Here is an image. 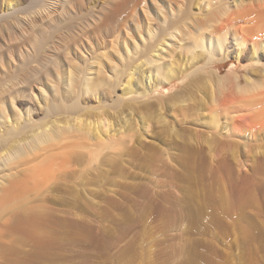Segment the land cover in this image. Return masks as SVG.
Listing matches in <instances>:
<instances>
[{
	"label": "rangeland",
	"instance_id": "obj_1",
	"mask_svg": "<svg viewBox=\"0 0 264 264\" xmlns=\"http://www.w3.org/2000/svg\"><path fill=\"white\" fill-rule=\"evenodd\" d=\"M13 1L8 7L0 0L1 147L15 139L22 143L23 138L28 146L32 141L30 134L40 131V124L47 123L49 128L52 120L68 116L64 111L46 114L43 107L52 99L57 103L68 101L69 81L77 79L85 67L91 69L92 79L101 68V76L109 82L119 64L135 56L134 77L123 74L115 88L116 94H121L125 81L133 88L140 86L142 78L151 84L155 74L152 67L159 63L166 69L168 65L177 76L165 85L170 88L169 94L181 90L188 81H195L190 84L193 99L187 101L189 104L201 98L208 102L211 86L205 75L209 71H218L223 77H230L233 72L242 83L245 77L264 79V22L256 15L261 10L258 7L261 0H141L133 9L135 17H129L128 9L92 37L80 32L81 25L94 19L87 14L84 3L73 6L65 0ZM102 1L91 3L98 8ZM223 4H229L230 14L237 11L235 16L239 15L246 27L255 25L252 28L255 32H244L248 40L244 46L233 38L232 27L223 36L222 47L216 44L222 32ZM250 10H254L256 18L248 15L252 14ZM123 19H128L125 26H118ZM201 22L209 27L204 26L208 32L203 30L204 34L213 38L210 45L206 40L207 50L195 48V42L191 41V31ZM117 29L122 31L115 41L110 33ZM172 33L174 37L170 36ZM259 39L263 41L255 45ZM147 42H154V49L148 53L152 55L151 71L143 73L147 66L145 56L137 53ZM208 50L215 56L213 64L206 63ZM43 63L48 66L46 72ZM198 76L201 79L196 81ZM81 86L80 99L87 106L82 111L93 113L90 118L94 122L93 116L102 109L106 124L99 128L109 127L107 121L111 119L112 129L108 130L117 133L124 125L121 123L124 115L126 118L129 115L113 118L115 109L102 94L108 84L100 88L103 96L98 89L88 91ZM39 88L43 89L42 94ZM136 94L125 95L121 100L136 101ZM157 95L155 91L149 99ZM262 98L238 108L235 118L231 116L234 112L227 111L228 106L217 107L218 132L209 145L205 142L209 141L210 111L206 102L197 110L184 109L182 105L167 109L171 116L185 121L179 130L192 134L202 147L195 172L186 181L178 179L176 170L159 163L157 154H150L148 150L154 149L155 143L149 129L143 133L142 147L132 148L116 164L102 157L97 163L89 164L86 156H81L77 165H66L67 168L59 163L61 166L44 170V167L34 168L33 161L27 163L30 168L27 164L10 167V161H6L5 167L0 158V195L17 189L21 199L25 198L12 205L17 208L21 204V209L12 206L0 209V264H264ZM155 125L157 130L159 126ZM140 128L144 131L142 125ZM118 136L115 134V138ZM138 136L133 135L137 143ZM91 137L95 139L92 134ZM151 140L153 144L149 143ZM159 145L156 146L161 149ZM3 155L4 151L0 156ZM170 156L163 155L172 162ZM12 180L17 183L16 188L11 185ZM156 193L166 196L162 204L149 200Z\"/></svg>",
	"mask_w": 264,
	"mask_h": 264
},
{
	"label": "bare ground",
	"instance_id": "obj_2",
	"mask_svg": "<svg viewBox=\"0 0 264 264\" xmlns=\"http://www.w3.org/2000/svg\"><path fill=\"white\" fill-rule=\"evenodd\" d=\"M91 1L92 0H65V2H68L70 5H73V6H74V4H78V5L82 6L84 3V5H86L87 14L94 17L93 21L90 20L91 23L81 25L80 32L83 36H87V37L95 36L96 34L101 32V28L109 27L111 24H113L121 16L122 13L126 12L128 9L130 10L129 17H131V16H132V18L135 17L133 9L135 8L136 4L141 3V0H139L137 2L135 0H103L102 6H101V2H100L99 7L96 8L95 5L91 3ZM2 2L6 3L7 6L9 7L13 4L14 1L13 0H2ZM261 3H262L261 5H263V6H261V5L258 6V7H261L260 8L261 10H258L256 15L258 16L259 19H261L264 22V0H261ZM228 5L223 4V6H221L222 8H221L220 14H221L222 19H221L220 27L222 28V32L220 33L219 38L217 40H215L216 44L218 45V47H222L223 36L226 35V32L232 27L233 33H234L233 38L238 43V45L244 46L245 43H247V41H248L244 35V32L252 33L254 31V29H252V28H254L255 25H253V27L252 26L246 27L244 25V23L240 22L241 21L240 16L239 15H238L239 17L237 15L235 16V13L237 11L235 12V11L231 10L232 12L230 14L231 8ZM240 6L241 5H239V7ZM101 7H102V10H101ZM48 11H51V10L49 9ZM250 11H252V10H250ZM250 11L248 13H250ZM251 13L252 14H248V15H251V16L253 15L255 17L254 10ZM232 14H234V16ZM49 15H50V13H49ZM51 15H52V13H51ZM247 18H249V17H247ZM247 18L245 20H247ZM255 18L252 17V19H255ZM250 19H251V17H250ZM127 20L128 19L120 20V22L118 23V26H125ZM230 20H235L237 23L232 25V24L228 23ZM201 23H200L201 25L196 23L198 26H195L194 32L190 30L192 32V35H193L191 37L192 38L191 41L195 42L194 43L195 48L200 47L204 50V49H206L205 47H207V46H205L206 40L209 41L208 43L210 45V44H212L211 42L213 41L212 40L213 38H211L209 36V34L208 35L204 34L203 30H206L205 32H207V28H209V27H207L208 25L207 26L205 24L203 25V22H201ZM204 26H206L207 28ZM250 28L252 29V31ZM120 29H117V31H115V32L113 31L110 33L111 36H114L115 41H118V39L120 38L119 36L121 34V31H122ZM114 30H116V29H114ZM248 30H249V32H248ZM255 30H256V28H255ZM172 34H170V36L174 37L175 34L174 33H172ZM156 37L159 38V36H156ZM262 41L263 40H261V39L257 40L255 42V45H258V43L262 42ZM158 42H160V41H158ZM54 45H56V44H54ZM153 46H154V42H149L145 48L142 47L143 50L141 48L140 52L137 53L138 56H140V57L145 56L144 61H146L147 66H146L145 70L142 71L143 73L145 71H151L149 69H151V63H152V57L151 56L152 55L148 56L149 55L148 53H149L150 49L153 48ZM180 48H182V46ZM208 52H209V50H208ZM134 57L135 56H131L130 58L125 59L123 62H121L118 66V70L115 72V74H113V78L109 82H105V76L104 77L101 76V71H100L101 68L98 69V72L96 73V75H92V76H95V78H93L94 80L91 77V72H90L91 69L89 67L82 68V70L80 72L81 74H79V75L76 73L75 75L76 76L78 75L77 79L71 78V80H70V78H69V80H70L69 81V89H70L71 97L68 99V101H66V102L62 101V102L57 103L55 100L52 99V101L49 104L50 106L45 105V107H43L46 110V114H48V112L50 114L52 112H57V111L63 112L64 111V112H66V115H68V116H65L62 118L58 116L59 117L58 119L52 120L51 124L49 125V128L46 127L47 123L40 124V127H41L40 131L36 130L30 134L31 135L30 138L32 139V141L29 143L28 146L26 145V143L28 142L26 138H23L22 143L19 140L15 139L14 141L10 142V144H7L8 146H5L3 144V146H5V148L3 146L2 147L0 146V154L3 151L5 152V155H3V157L0 156V158H2L1 159L2 164L4 163V166H5L6 161H10V163H12L10 165V167H12V165L17 166L19 164L20 165L21 164L26 165L27 163L29 164V161L30 162L33 161L34 162L33 163L34 168H35V166H38L41 168L44 167L43 169L45 170V167L59 166V165L61 166V164H63L64 166L68 165L69 167H71L70 165H72V166L74 164L77 165L76 162L78 161V158L81 156H84V157L86 156V161L89 164L90 163H97L98 160L101 159V157L103 158V160H106L109 163L116 164L118 162L117 159H119V158L123 159L124 158L123 156H125L126 153L130 152L132 150V148L142 147L140 145V143H142L141 140L144 139L143 133L145 132V130L149 129L150 134L152 135L151 137H153V142L155 143V148L158 147L156 145H159V144H168L169 145L168 147H165V146L163 147L161 145L162 148L159 145L161 149H159V147L156 149L155 148L149 149L148 151L150 152V154L151 155L157 154L156 158L158 159L159 163H161L165 167H169L170 169L176 170V174H177L178 179L180 178V179L186 181L195 172V169L197 167V163H198L200 156H201L199 154L202 151V147L198 143L197 138H195L192 134H184L183 131L179 130V127L183 126L185 121L180 120L179 118H176L173 115L171 116L167 112V109H172L176 105H180V106L182 105V108H184V109L195 108L194 110H197V109H200L202 102H206L208 104L207 108H209L208 110H210V111L208 112L209 113V119H208V123H207L208 127H209L207 130L209 141H205V142L209 145L210 144L209 142L212 141L213 135L216 132H218V125H219L218 122L220 119V115L217 112V107L228 106V108L230 110L227 108V111L234 112L235 114L233 113L231 116H232V118H235L237 115L236 111L238 112V108H241V106L243 107L245 105H248L249 102L250 103L251 102L257 103L259 99L258 100H256V99L259 97L264 98V79H252L251 77L250 78L245 77L244 82L242 83V80L239 77V75H237L233 72L230 74V77H223L219 74L218 71H209V72L207 71L208 74L205 75L206 76L205 79H207L209 81L208 83H210V86H211L208 102L205 100V98H201L197 102H193V103L189 104V102H187V101H192V99H193L191 92L189 91V88L193 86L190 84H192V82L194 80L190 81V82L188 81V84L183 86V88L181 90H177V91L169 94L170 88L165 86V85L167 83H171L173 80H175L177 78V76L175 75V72H173L172 67H170V66L167 67L168 66L167 65L166 69H165L164 66L162 67V65L158 63V61H157L158 64H156L152 67V68H154L153 70L155 71L153 83H151V84L147 83L146 84L145 82H143L144 80L142 78V80L140 79V86H138L137 88H133L132 85L128 81H125V85L123 84L124 88L122 89V93L116 94L115 88H117L116 86L120 83L123 74L128 73L131 77H134L133 72L135 71L134 69L136 68V65H135L136 63H134ZM214 57L215 56L213 55V53L209 52L206 63L207 64H211V63L213 64L215 62ZM105 60H106V58H105ZM107 61H108V59H107ZM136 61H137V59H136ZM217 61H218V59H217ZM142 62H143V60H142ZM109 64H110V62H109ZM109 66H111V64ZM196 67H198V66H196ZM76 68H78V67H76ZM42 69L44 72H46V70L48 69V66L45 65V63H43ZM204 74H205V72H204ZM69 76H70V74H69ZM144 76L150 78L149 77L150 75L144 74ZM200 79H201V77L198 76L197 79H195V80L198 81ZM82 84L84 85V90L95 91L98 89L100 95L102 92L100 88L104 84H108V88L105 89V91L106 90L107 91L102 92V94L104 95V97H106V100H109V103H110L109 105H111L113 107V109H115L114 112H112V115L115 116L113 118H118L119 116L123 117V114L129 115V118H126L124 115L123 122L121 121V123H123L124 125L120 126L117 129V131H118L117 133H118V135H120V136H118L119 138H115V134H117L115 131L113 133L109 132V130L112 129L111 127L113 124L111 119H108V121H107L109 124V127L104 126L105 128L102 130L99 128L100 126L103 127V125L105 123V120H104L105 114L102 111V109L95 113L96 116H93V118L96 117L93 120L94 122H92V120H91V118H92L91 115L93 113H91L89 110L82 111V110H84L83 108L87 107V106H85L84 102L81 101V99H80L81 93L79 94V91H78L79 87ZM127 84H128V86L126 87ZM39 89H40L39 90L40 94H42L43 89L42 88H39ZM81 89H83V88H81ZM30 91H33V88L30 89ZM155 91L158 93V95L153 99H149L151 97V94ZM135 93H137L136 95L138 97L136 101H130V100H126L124 102L122 101L123 100L122 97H124L125 95H128V94L132 95ZM103 95H101V96H103ZM221 95H223V96L221 97ZM144 97H148V99H142ZM233 99H234V102H233ZM231 102H233L235 104L232 105ZM230 103H231L232 107L229 106ZM114 107H118V109H116ZM80 117L81 118L84 117V118L80 119ZM66 120H68L69 123H67ZM81 121H82V123H81ZM155 124H157L159 126V128L157 130H155V126H156ZM62 125H64V126H62ZM140 125H142V127L144 128V131H142V132H141ZM108 128H109V130H108ZM35 129H33V130H35ZM37 129H39V128H37ZM91 134L94 136V138H95L94 140L91 137ZM135 134H138L139 135L138 137H140L138 143L135 140H133V135H135ZM125 138L126 139L128 138V140H125ZM151 142H152V140L149 143H151ZM153 142L151 144H153ZM143 144H145V142H143ZM134 145H136V146H134ZM148 145L151 146L150 144H148ZM169 147L172 149V151H170ZM151 148H152V146H151ZM167 148L169 150H167ZM168 151H170L171 154ZM166 152H168L169 155H171L170 158H172V160L174 161V162L172 161L173 163L168 162L166 159L167 157L166 158L163 157L164 153L168 155V153H166ZM59 163H61V164H59ZM28 164H27V166L29 167ZM173 166H175L176 168L174 169ZM26 170L28 171L29 169H26ZM48 170H49V168H48ZM33 171L31 169L30 174H32ZM54 171H56V170H54ZM22 172H24V171H22ZM53 173H55V172H53ZM41 174H44V172L42 173V171H41ZM18 176H19V174H18ZM21 176H22V174H21ZM22 177H24V176H22ZM40 177H41V175H40ZM53 177L54 176H52V178ZM34 178H36V176ZM12 181L13 182L11 183V185L16 188L17 183H15L14 180H12ZM27 181H29V180H27ZM6 182H7V180H6ZM9 182L10 181L8 179V183ZM26 185H28V184H26ZM26 185L24 184V186H26ZM9 186L10 185H8V188H11V186L10 187ZM0 192H2V191H0ZM21 197L22 196L20 195V192L17 189L7 191L4 195H2V197H0V209H2V208L4 209V207H6V206L10 207L12 205H15L19 200L20 201L23 200L24 197L22 199H21ZM149 197L148 198L151 202L153 201V202H157V203L164 202V200L166 199L165 198L166 196L159 195V193H156V194L149 196ZM42 199L43 198H41V200ZM44 199H45V197H44ZM24 200H25V198H24ZM23 204H25V203H23ZM19 205L20 206H17V208L22 206L21 204H19ZM14 207L12 206L11 208L14 209ZM17 208L15 207V209H17ZM19 209H21V208H19ZM27 210H28V208H27ZM183 212H185V211H183Z\"/></svg>",
	"mask_w": 264,
	"mask_h": 264
}]
</instances>
